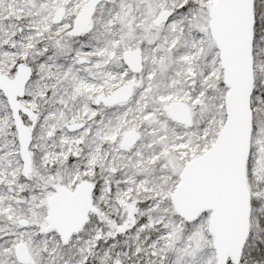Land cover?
Segmentation results:
<instances>
[{
  "label": "snow or ice",
  "instance_id": "obj_1",
  "mask_svg": "<svg viewBox=\"0 0 264 264\" xmlns=\"http://www.w3.org/2000/svg\"><path fill=\"white\" fill-rule=\"evenodd\" d=\"M0 264H264V0H0Z\"/></svg>",
  "mask_w": 264,
  "mask_h": 264
}]
</instances>
